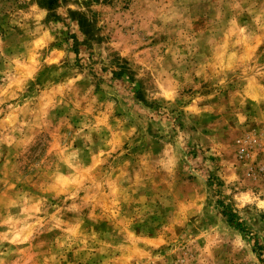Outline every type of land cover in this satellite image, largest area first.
<instances>
[{"label": "rangeland", "instance_id": "obj_1", "mask_svg": "<svg viewBox=\"0 0 264 264\" xmlns=\"http://www.w3.org/2000/svg\"><path fill=\"white\" fill-rule=\"evenodd\" d=\"M0 264H264V0H0Z\"/></svg>", "mask_w": 264, "mask_h": 264}, {"label": "trees", "instance_id": "obj_2", "mask_svg": "<svg viewBox=\"0 0 264 264\" xmlns=\"http://www.w3.org/2000/svg\"><path fill=\"white\" fill-rule=\"evenodd\" d=\"M229 216V215H228Z\"/></svg>", "mask_w": 264, "mask_h": 264}]
</instances>
